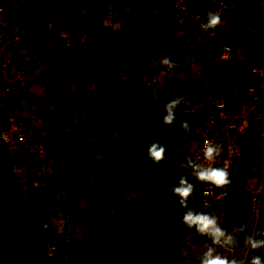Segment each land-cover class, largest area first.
Here are the masks:
<instances>
[{"label":"rangeland","instance_id":"obj_1","mask_svg":"<svg viewBox=\"0 0 264 264\" xmlns=\"http://www.w3.org/2000/svg\"><path fill=\"white\" fill-rule=\"evenodd\" d=\"M53 1L52 4L51 0H0V131L7 130L10 136L7 142L0 139V188H14L13 204H21L24 209L33 208L34 198L43 193L46 204L56 205L59 201L56 206L62 213L56 220V231L63 233L68 228L71 213V203L60 197L68 188L66 184L69 181L73 186L83 185L86 178L89 183H99L95 175L102 160L91 161L89 157L94 150L96 156L99 155L98 140L122 134L128 140V145L126 141L124 145L131 154L138 148L140 139H143L142 150L146 153L145 144L150 138L167 146L165 159L152 165L158 170L154 172L153 169L152 174L155 173L159 181L166 180L172 185L186 173L192 182L191 169H182L179 164L192 157L199 147L202 140L199 124L206 112L205 99L208 94L215 93L232 104L229 106L233 113L231 118L244 115L253 122L244 133L245 136L249 132L247 137L237 134L234 128H225L223 121H216L214 132L224 147L241 146L242 160L237 164L241 176L234 179L245 181L242 191L244 195L251 194V221L262 223L260 227L263 228L264 160L257 170L260 174L256 170L251 172L245 142L249 143L250 155L258 145L257 140L264 143V109L261 108V115H256L249 93L248 96L243 94L245 107L240 109L242 102L238 104V99L243 89L238 94L231 89L239 87L237 78L242 76L245 60L236 56V50L230 58H221V45L226 42L217 41L218 36L225 39L221 33L223 29L227 34H235L231 31L233 26H226L229 19L221 24V32L217 28L205 32L199 27L206 20L204 14L212 10L213 1ZM236 1L228 0L229 7L221 14L230 17L233 11H238ZM238 4L249 8V0H238ZM191 13H199V18L193 20ZM10 21L12 24L6 25ZM96 21L103 25L105 38L95 42ZM147 23L158 28V36L155 34L145 42L142 27ZM206 43H209L208 48L200 50L198 46ZM239 43L241 46L245 41ZM164 56L180 61L173 73L161 74L166 71L160 64ZM230 60L234 63L228 64ZM208 67L214 68L209 71L212 79L205 76V82L201 83L203 69ZM169 76L173 79L167 80ZM182 94L189 103H182L176 110L177 119L173 125L164 124L160 119L166 114L163 104ZM10 117L14 119L12 123ZM184 120L192 122L190 133L180 127ZM13 123L22 132V138L9 131ZM119 144L123 145L116 143V149ZM141 162L149 165L153 161L145 155ZM74 169L81 174L77 175ZM92 172L95 175H87ZM121 178L126 180L124 173ZM107 181L115 182L110 176L106 177ZM203 184L196 181V191L190 198L197 204ZM87 204L88 200L84 199L82 206ZM0 211L4 212L2 208ZM8 211L9 208L5 209L2 216L9 215ZM96 213L93 210V214ZM51 216L55 218L56 214ZM105 219L108 220L107 215L101 218ZM53 221L41 218V230L47 231ZM10 225L16 226L14 222ZM4 230L0 228V235L12 233V230L8 233ZM154 241L161 245L159 239ZM48 247L49 252L57 248L55 244ZM205 247L198 254L197 264ZM259 255L264 256V248ZM193 261L192 257L190 262Z\"/></svg>","mask_w":264,"mask_h":264},{"label":"crops","instance_id":"obj_2","mask_svg":"<svg viewBox=\"0 0 264 264\" xmlns=\"http://www.w3.org/2000/svg\"><path fill=\"white\" fill-rule=\"evenodd\" d=\"M204 1L207 2V0ZM51 3L53 4L54 1L51 0ZM235 3L238 11H233V15L230 17L222 15L223 22L229 19V22H227L229 24H226V26H233L231 31L235 34H227L226 29L221 32L222 25H220L217 29L224 33L225 39L218 36L217 31V41L233 45L236 48V56L245 60L242 76L237 78L239 87L237 89L231 87L234 94H238V91L241 88L243 89L238 104L242 102L240 109H244L243 94L249 95L247 92L248 86H254L262 93V97L264 96V0H249V8L248 6L244 8V4H238V0ZM44 10L47 11V8ZM11 22H7L6 25L12 24ZM13 26L14 24L10 27ZM234 29L236 30L234 31ZM241 40H244L245 44L239 46ZM208 45L206 43L198 47L202 50L201 48H208ZM247 53H249V58ZM232 63L234 62L228 61V64ZM213 69L210 67L206 70L203 69L204 76L201 83L205 82V76L207 79H212L209 71ZM245 77H249L248 86L244 84ZM166 79L171 80L173 76ZM248 98L250 99V95ZM109 126L111 128L115 127V125ZM128 132L127 135L129 136L130 133ZM83 135L89 136L87 133ZM123 135H121L122 137L109 136L103 140L96 139L101 146V153L99 152V155L96 156V150H94L89 159L91 161L96 160V158L102 160L99 163L98 176H96L100 179L99 183H96V181L89 183L88 178L85 177L86 180L83 185L82 183H76L73 186L69 181L66 184V188H68L60 197H64L71 203L69 208L71 213L70 221H67L69 223L68 228L63 233L56 231V225L58 224L56 220L58 215L62 213V209L56 206L59 201L55 202L56 205L46 204L44 202L46 194L43 193L40 196L38 194L37 198H34L33 208L29 206L28 209H24L21 204H13L14 196L12 194L15 192L14 188L10 191L5 187L0 188V192L3 193L2 196L0 195V209L2 208L4 211H0V228L5 229L4 232L6 233L12 230V233L5 236L0 235V264L198 263V254L204 246L211 244L210 239L195 233L194 228L190 229L183 225L181 217L184 209L179 204V198L169 191L171 183L166 180L161 182L158 176L156 178L155 173L152 174L153 169L154 172H158L155 167H152L157 163L150 162L151 167L142 164V159L147 155L142 150L141 142H143V139H140L138 148L135 151L132 150L133 153L131 154V150L126 146L128 140ZM247 135H249V132L245 136L243 134L244 137H247ZM243 136H240L241 139H243ZM257 141L258 145L252 149L251 155L249 153V143L245 142L247 162L250 163L251 172L260 170L261 162L264 160V143L260 144V140ZM116 143H123V145L119 144V148L116 149ZM105 152H109V155ZM109 159H112L111 164L107 162ZM105 160H107V164L111 165L110 168L106 169L104 167L103 161ZM73 171H76L77 175L81 174L77 169ZM127 171L130 172L128 175L126 174ZM122 173H124L126 180L120 179ZM23 174L21 175L22 178H24ZM89 174L94 175L95 173L92 172L87 175ZM257 174H260V172L257 171ZM108 176L113 177L115 182H106ZM238 179L242 180L232 178V184L227 188V195L219 200L218 206L215 204L217 208L214 206L211 210L203 209L200 204L192 200L189 202V207L214 212L219 217L221 225L229 231L234 226L242 223L248 225V232L254 231L259 223L254 219L251 221L252 213H247V215H243L238 219L236 213L240 211L239 205L241 202L234 203L229 198L231 187L238 186L242 189L246 187L245 181L242 183ZM192 180L196 185V180L194 178ZM57 183L55 181L56 185H58ZM84 199L88 200L86 206H82ZM37 200H40L38 206H36ZM35 206L36 210L34 209ZM45 206L52 209H46ZM15 207H17L16 210ZM8 208L10 210L8 211L9 215L2 216L3 213H6L5 209ZM90 210H92L93 217L90 215ZM93 210L97 212L95 215ZM51 214H56V217L54 218ZM66 214L68 215V211ZM106 215L108 220H101V218H106ZM41 218L49 222L54 220L51 223V228L47 231L41 230L39 226ZM12 222L16 226L11 227ZM245 235H239V244L235 248L227 249L226 252L229 257L247 258L253 252L260 253L261 249L251 250L245 246ZM155 238L160 240L161 245L155 244ZM142 239L145 240L144 243L141 242ZM49 244H55L56 250L49 252ZM192 257L194 261L190 262Z\"/></svg>","mask_w":264,"mask_h":264},{"label":"clouds","instance_id":"obj_3","mask_svg":"<svg viewBox=\"0 0 264 264\" xmlns=\"http://www.w3.org/2000/svg\"><path fill=\"white\" fill-rule=\"evenodd\" d=\"M223 23L222 14L219 10L209 9L206 13V20L201 22L199 27L207 32L215 30ZM160 64L165 66L166 71L162 75L173 73L179 66V60H173L171 56H164L160 59ZM187 104L189 101L182 94L168 99L163 104L165 115L160 118L164 124L173 125L176 121V110L181 104ZM191 121L184 120L180 127L186 132L192 131ZM147 156L155 163L165 159L167 146L159 140L150 138L145 144ZM203 159H193L191 156L181 161L179 167L182 169H191V177L196 181L210 184L215 188L222 189L220 196L227 195V188L232 184L230 166H217L215 161L224 152V144L212 140L206 141L203 147ZM185 173V172H184ZM188 174H182L178 182L173 183L169 191L179 198V204L184 209L181 220L183 225L190 229H195V233L210 239L211 244L206 245L205 250L199 257V264H264V256L253 252L247 258H238L236 256H227L218 251L219 248H235L239 244V235H245L244 244L251 250L264 248V228L256 227L254 231L248 232V225L242 224L234 226L231 231L221 225L219 217L212 211H201L194 207H189L190 198L196 191V185L189 181ZM213 193H206V195Z\"/></svg>","mask_w":264,"mask_h":264},{"label":"built area","instance_id":"obj_4","mask_svg":"<svg viewBox=\"0 0 264 264\" xmlns=\"http://www.w3.org/2000/svg\"><path fill=\"white\" fill-rule=\"evenodd\" d=\"M213 1V10H219L221 13L222 11L226 10L228 5V0H212ZM193 20H196L199 18V13L190 14ZM235 47L229 43H224L221 45V58L228 59L232 56L233 52H235ZM258 90L250 86L248 88V93L250 95V100L253 103V107H255L256 115H261V108L264 109V98L262 97V93H260ZM206 112L204 113L203 119L199 124V132L202 135V140L197 148L196 151L192 153L193 159H199L201 162L207 163V161H204L203 159V147L205 145L206 141L212 140L215 142H218V138L214 132V128L216 125V121L224 122L225 128L235 129L237 134H244L247 129L252 127L253 122L250 117L244 116V115H235L236 117L233 119L230 115L231 110L229 108V104L227 99L224 96H221L219 94L210 93L206 96ZM227 119V120H226ZM9 120H14L12 117L9 118ZM229 129V130H230ZM228 130V129H227ZM9 131H13L16 134L17 138H22V132L19 131L17 125L15 123L11 124V127ZM9 133L7 130L0 131V139L4 142L9 141L10 139ZM243 151L241 149V146L238 145H229L224 147V152L222 155L215 161V164L217 166H224L227 164L230 166V173L232 178L241 176L240 171L237 168V164L241 163L242 160ZM236 167V168H235ZM222 191V189L215 188L210 184L204 183L201 186L200 189V197H199V204L202 206L203 209H213L215 206V203L217 200L224 196H220L219 193ZM206 193H213L206 195ZM218 251H220L222 254L227 255V249L219 248Z\"/></svg>","mask_w":264,"mask_h":264},{"label":"trees","instance_id":"obj_5","mask_svg":"<svg viewBox=\"0 0 264 264\" xmlns=\"http://www.w3.org/2000/svg\"><path fill=\"white\" fill-rule=\"evenodd\" d=\"M94 25L96 26V28H95V33H94V37H93L94 39L93 38L92 39L95 42L96 41H100V40H104L105 33L102 31L103 28H104L103 25L101 23L97 22V21L94 23ZM157 31H158L157 27H154L153 24L147 23V25L142 27L143 40L145 42H148L150 40V38L154 37L155 34H156V36H158L157 35ZM132 42H135V40H133ZM130 48H133V46H131ZM248 75H249V73H248ZM244 84L247 85V86L249 85V77L248 78L245 77ZM105 154L109 155V152L108 153L105 152ZM107 160L103 161L104 167L106 169L111 167V165L106 163ZM107 162H109L111 164L112 163V159H109V161H107ZM98 168H100V167H98ZM95 176H98V172H97V174ZM229 194H230L229 198H230V200L232 202H234V203L237 202V201H239V203L241 202L240 205H239V210L240 211H238L236 213V216L238 217V219L243 217V215H247V213L251 214L252 211H251V194L250 193L244 195L243 191H242V188H240L238 186H234V187H231V189H229ZM12 195L14 196V199H15L16 193L14 192ZM9 197H10V199H12L11 195H9ZM14 199H13V201H14ZM16 208L17 207H15V210H16ZM261 216L264 217V207H263V212L261 213ZM242 224H240V225H242ZM260 225H261V223L259 222V226L258 227H260Z\"/></svg>","mask_w":264,"mask_h":264},{"label":"water","instance_id":"obj_6","mask_svg":"<svg viewBox=\"0 0 264 264\" xmlns=\"http://www.w3.org/2000/svg\"><path fill=\"white\" fill-rule=\"evenodd\" d=\"M6 189L9 190V191L11 190V188H7V187H6Z\"/></svg>","mask_w":264,"mask_h":264}]
</instances>
